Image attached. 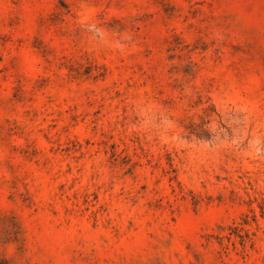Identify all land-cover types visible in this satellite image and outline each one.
Masks as SVG:
<instances>
[{
	"label": "rangeland",
	"instance_id": "obj_1",
	"mask_svg": "<svg viewBox=\"0 0 264 264\" xmlns=\"http://www.w3.org/2000/svg\"><path fill=\"white\" fill-rule=\"evenodd\" d=\"M0 259L264 264V0H0Z\"/></svg>",
	"mask_w": 264,
	"mask_h": 264
},
{
	"label": "trees",
	"instance_id": "obj_2",
	"mask_svg": "<svg viewBox=\"0 0 264 264\" xmlns=\"http://www.w3.org/2000/svg\"><path fill=\"white\" fill-rule=\"evenodd\" d=\"M0 264H7V262L0 259Z\"/></svg>",
	"mask_w": 264,
	"mask_h": 264
}]
</instances>
